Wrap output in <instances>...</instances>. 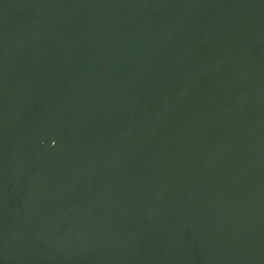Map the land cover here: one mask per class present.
I'll use <instances>...</instances> for the list:
<instances>
[{
  "label": "water",
  "instance_id": "95a60500",
  "mask_svg": "<svg viewBox=\"0 0 264 264\" xmlns=\"http://www.w3.org/2000/svg\"><path fill=\"white\" fill-rule=\"evenodd\" d=\"M0 264H264V0H0Z\"/></svg>",
  "mask_w": 264,
  "mask_h": 264
}]
</instances>
